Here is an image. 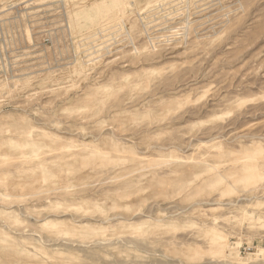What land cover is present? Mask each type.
<instances>
[{
  "label": "rangeland",
  "instance_id": "374dc122",
  "mask_svg": "<svg viewBox=\"0 0 264 264\" xmlns=\"http://www.w3.org/2000/svg\"><path fill=\"white\" fill-rule=\"evenodd\" d=\"M0 236V264H264V0H0Z\"/></svg>",
  "mask_w": 264,
  "mask_h": 264
},
{
  "label": "bare ground",
  "instance_id": "6f19581e",
  "mask_svg": "<svg viewBox=\"0 0 264 264\" xmlns=\"http://www.w3.org/2000/svg\"><path fill=\"white\" fill-rule=\"evenodd\" d=\"M168 1V0H167ZM172 1V0H171ZM106 2V1H105ZM118 3V2H117ZM107 4V3H106ZM109 5V4H108ZM161 5V4H160ZM91 7H92V5H91ZM91 7H88V8H91ZM105 7H107V5L105 6ZM112 7V6H111ZM117 7V6H116ZM115 7V8H116ZM95 8V7H94ZM114 8V9H115ZM84 9V8H83ZM86 9V11H87V8H85ZM85 9H84V11H85ZM99 10H100V8H98ZM187 9V8H186ZM97 10V9H96ZM103 10V9H102ZM101 10V11H102ZM110 10H112V8L110 9ZM105 12V11H104ZM80 13H81V11H80ZM89 14V13H88ZM100 14V13H99ZM83 15H85L84 17H86V16H88V15H86V13H84ZM90 15H92V14H90ZM96 15V14H95ZM95 15L93 16V17H95ZM101 15V14H100ZM164 16V15H163ZM97 17V16H96ZM94 19V18H93ZM93 19H91L92 21H93ZM98 20H99V18H97ZM88 21H89V19H88ZM84 22H86V20L84 21ZM89 22H91V21H89ZM96 21H93V23H95ZM92 22H91V25L93 24ZM90 25V24H89ZM185 26H187V25H185ZM184 27V26H183ZM178 28V27H177ZM99 29V28H98ZM172 29V28H171ZM183 29V28H182ZM163 30V29H162ZM100 31H102V30H100ZM160 31V30H159ZM147 34V33H146ZM128 35V34H127ZM130 39H131V37H130ZM171 40V39H170ZM133 42V41H132ZM131 45H133V44H131ZM133 48H135V47H133ZM135 50V49H134ZM26 122V121H25ZM15 124H16V121L14 122ZM25 125H27V124H25ZM12 126H13V124H12ZM16 126H18L17 124H16ZM20 126V125H19ZM28 127V126H27ZM40 131V130H39ZM37 133H39V132H36L35 134H37ZM40 134V133H39ZM32 135H34V134H32ZM42 138V137H41ZM53 138V137H52ZM43 139V138H42ZM41 139V140H42ZM47 139V138H46ZM45 139V141H47ZM50 139V138H49ZM57 139V138H56ZM59 140V139H58ZM44 141V140H43ZM57 141V140H56ZM66 144V143H65ZM90 144H93L92 142L90 143ZM24 145L25 146H32L33 147V149H36L38 146H35V144L34 143H31V142H25L24 143ZM61 145V144H60ZM81 145V144H80ZM89 146H91V145H89ZM95 147H96V145H95ZM154 147V146H153ZM94 148V147H93ZM123 148V147H122ZM66 149V148H65ZM117 149V148H116ZM71 150H73V148L71 149ZM75 150V149H74ZM74 150L72 151V152H74ZM85 150V149H84ZM33 151H35V150H33ZM82 151V150H81ZM78 152V151H77ZM75 153H76V151H75ZM88 154V153H87ZM79 155V154H78ZM169 156V155H168ZM122 157V156H121ZM71 158H73V157H71ZM76 158V157H75ZM66 159V158H65ZM118 160V159H117ZM121 160V159H120ZM177 165V164H176ZM52 167H53V165H52ZM55 168H57V167H55ZM54 168V169H55ZM52 169V168H51ZM44 171V173H43V175H47V170H46V168H45V170H43ZM54 171V170H53ZM56 171V170H55ZM30 172V171H29ZM150 172V171H149ZM151 175V174H150ZM149 175V176H150ZM150 178V177H149ZM22 180V179H21ZM29 180V179H28ZM192 180V179H191ZM190 180V181H191ZM30 181V180H29ZM26 182V181H25ZM187 185V184H186ZM182 186H183V184H182ZM182 186H179V188L180 187H182ZM175 187H177V186H175ZM20 188V187H19ZM179 190V189H178ZM122 192V191H121ZM128 192V191H127ZM73 194V193H72ZM121 194V193H120ZM123 194H125V193H123L122 192V196H123ZM75 196V195H74ZM121 196V195H120ZM121 196V197H122ZM79 197V196H78ZM49 198V197H48ZM76 198V197H75ZM205 202V201H204ZM71 214H73V213H71ZM47 215V214H46ZM57 216V215H56ZM59 216V215H58ZM149 216V215H148ZM119 217H122V216H119ZM45 218H46V216H45ZM72 218V217H71ZM114 218V217H113ZM131 218V217H130ZM73 219V218H72ZM79 219V218H78ZM126 219V218H125ZM129 220V219H128ZM73 221H75V220H73ZM91 221V220H90ZM76 223V222H75ZM86 223V222H85ZM56 223H52V225H55ZM77 224V223H76ZM103 224V223H102ZM105 224V223H104ZM136 224V223H135ZM82 226V225H81ZM53 228V227H52ZM69 229H71V230H74V229H77V227L76 226H70L69 227ZM82 232L83 233H88V232H90L91 231V229H89L88 227H85V228H82ZM79 231V230H78ZM81 232V231H80ZM215 237V236H214ZM2 237L0 236V239H1ZM54 244H55V242H54ZM232 245H234V244H232ZM85 246V245H84ZM231 246V245H230ZM228 247V246H227ZM219 248V247H218ZM233 252V251H232ZM237 256V255H236Z\"/></svg>",
  "mask_w": 264,
  "mask_h": 264
}]
</instances>
